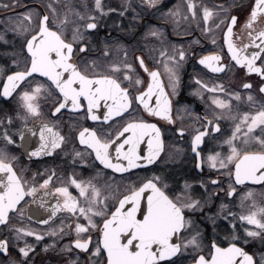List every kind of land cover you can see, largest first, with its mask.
<instances>
[{"label":"snow or ice","instance_id":"snow-or-ice-1","mask_svg":"<svg viewBox=\"0 0 264 264\" xmlns=\"http://www.w3.org/2000/svg\"><path fill=\"white\" fill-rule=\"evenodd\" d=\"M145 2L155 8L159 0ZM11 7L15 6L0 0V9ZM47 7L49 14L37 13L34 21L28 14L24 17L27 26L12 29L16 36L22 37L20 52L12 53L11 66H0V105L4 106L0 107V231L7 229V234L0 236L3 257L0 264H33L36 248L27 238L32 237L38 244L45 235H59L63 239L73 232L71 242L61 249L69 253L78 250L76 259L68 264H79V253L85 255V264H186L189 260L191 264H264V103L257 107L249 94L247 100L253 110L242 114L237 110L230 117L231 133L219 144L221 151L213 149L205 157L202 155L205 137L216 140L217 134H222L220 121L225 118L224 111L232 112L231 100H242L239 91L228 93L219 86L230 99L213 96L211 118L208 114L197 117L201 127L193 130L189 146L200 176L207 167L226 176L228 185L224 187L219 178H201L200 187L207 195L194 196L191 184L185 182L183 188L170 185L168 177L159 169L175 157L165 151L158 123L144 117L146 113L157 121L175 124L172 97L178 95L180 86L175 69L186 60L185 50L174 49L170 56L161 53L173 65L170 68L165 64L171 88L168 92L160 72L149 70L143 57L136 60L148 80L141 78L131 63L124 64L126 71L118 65L104 71L98 70L100 66L95 60L89 61V54L96 51L93 38L103 44V55H110L108 38L101 40L99 29L104 17L115 12V8L109 7L106 12L102 0H94L89 14L74 12L78 19L72 22L76 26L69 35L67 14L61 19L57 7L53 4ZM130 7V3L126 4L119 15L124 16ZM187 7L195 18L196 4L190 2ZM217 7L227 16V20L221 19L216 25L217 29L225 25L221 52L226 45L227 53L202 56L198 63L213 73L237 67L246 69L247 75L255 73L261 78L258 92L264 97V28H255L264 21V0H252L248 5L243 29L249 43L243 47H237L233 39V29L240 17L230 11L232 7L242 9L243 6L233 4L225 8L221 4ZM213 16V11L203 8L205 24ZM0 42L8 43L4 35H0ZM212 43L215 45L216 40ZM225 55L229 57L227 63H223ZM195 83L208 92L217 91V87L209 88L200 80ZM240 86L244 90L253 89L251 82L242 81ZM193 95L203 99L199 89ZM49 103L46 110L45 105ZM65 111L99 125V130L90 127L79 130L77 139L81 150L74 151L73 159L76 163L75 158L81 161L88 158L90 166L98 169L93 178L97 183L73 176L53 190L50 185L56 174L52 171L37 186L18 172L19 157L13 154V149L21 150L29 158L41 154L52 156L57 149L63 150L66 137L61 134L60 125ZM136 113H140L139 119ZM174 131L180 139L188 135L182 127ZM175 151L179 155L182 149ZM134 169L152 174L129 183L123 191L118 184L113 188L114 178L104 181L103 188L98 186L99 180L107 175L105 170L124 174ZM209 185L213 192H209ZM71 187L78 195H73ZM256 188L261 197L259 205ZM237 196L242 204L249 203L246 213L238 215L228 207ZM47 197H59L62 202L57 199L52 206ZM216 200L222 201L218 207ZM58 212L75 218L74 228L68 225L67 233L63 224L58 230L41 233L13 222L15 218L23 225L26 217L31 223L50 225ZM197 216L200 223L195 219ZM208 225L210 235L206 234ZM49 247L46 245L44 251Z\"/></svg>","mask_w":264,"mask_h":264},{"label":"flooded vegetation","instance_id":"flooded-vegetation-1","mask_svg":"<svg viewBox=\"0 0 264 264\" xmlns=\"http://www.w3.org/2000/svg\"><path fill=\"white\" fill-rule=\"evenodd\" d=\"M3 2L11 3L15 6L9 9H0V35H4L8 41L7 44L0 42V66L3 67L11 66V58L14 51L16 53L20 52L22 37L16 36L12 29L18 26H27V21L24 19L26 15L31 14L34 21L37 13L49 14L47 5L53 4L57 7L61 19L67 14L70 35L72 28L76 26L72 22L78 19L74 15V12L87 15L94 8V0H59L58 3L57 0H3ZM190 2L197 6L195 18L192 17L187 7ZM251 2L252 0H159L157 6L152 8L148 6L145 0H102L106 12L109 7L115 8L116 11L104 17L99 29L100 39L108 38L110 46V55L108 57L103 55V44L93 38L96 51L91 52L88 59L89 61L95 60L97 62L100 66L98 70L108 71L110 66L118 65L122 71H126L124 64L131 63L141 78L148 80L147 73L139 67V62L136 60V57H143L149 70L160 72V79L165 85V90L171 92V88L168 86L169 77L165 70V64L170 68L173 65L168 60V56L174 53V49L180 48H183L188 54L182 66L175 69L180 78L178 95L172 97V115L175 124L169 125L164 121H157L155 118L148 117L146 113L144 117L150 122L158 123V126L162 129L165 151L170 157H175L174 160L169 159L166 166L160 165L159 169L168 177L170 185L183 188L185 182L191 184L193 189L192 195L197 197L201 194L207 195L204 189L200 187L199 181L201 178L205 180L209 177L219 178L224 182V187L228 185L226 176H221L215 171H210L207 167H205L203 176L201 177L199 170L195 167L196 160L189 146L193 130L201 127L197 121V117H203L208 114L209 118H211V110L214 108L211 104L213 96L226 101L230 99V96L221 91L219 86L222 85L228 93L239 91L242 100H231V114L227 110L224 111L225 118L220 121L222 134H217L218 138L216 140L205 137L204 144L202 145L204 149L202 155L205 157L213 149L221 151L219 144L231 133L233 121L230 117L236 115L237 110H239L240 114L253 110L250 108L247 100L249 94L254 97V103L257 107L261 103H264V97L258 92L261 78L255 73L247 75L246 69H239L238 67L231 68L224 73H213L198 63V60L202 56L215 53L224 55L227 53L226 45L223 46V52H221V45H223L222 36L223 32L226 31L225 25L221 24L219 29L216 28L221 19L227 20V16L219 10L218 5L223 4L225 8L233 4L243 6L242 9L236 7L230 9L231 14L240 17L237 26L233 29V39L237 47H243V45L249 43L247 32L243 29V24L249 11L248 5ZM128 3H130L131 7L121 17L119 12ZM204 7L214 12V16L207 24L203 21ZM255 28L257 30L264 28V21L255 25ZM205 29H210V31H205ZM253 35H255V32H253ZM213 39L216 40L215 45L212 43ZM13 45H15L14 48ZM162 52H166L168 56H161ZM228 59L229 57L225 55L223 63H227ZM257 66H260L259 61H257ZM113 75L119 77L120 73H113ZM196 80H200L209 88L217 87V91L215 93L208 92L206 89L201 88L200 85H197L195 83ZM242 81L251 82L253 89L250 91L242 89L240 86ZM197 89L200 90L203 99L200 96L193 95ZM154 100L155 97H153V102ZM49 106L50 103L45 105V109L47 110ZM0 107L4 106L0 105ZM5 111H7V108H5ZM216 112L219 113L220 110L216 109ZM135 115L137 119L140 118V113H136ZM82 127L97 128L99 130L98 123L93 124L91 121L84 120L83 117H78L65 111L60 125L61 134L66 137V144L63 146V150L57 149L56 154L52 156L41 154L40 157L29 158L26 155H22L21 150L13 149V154L19 157L16 163L18 172L29 182H35L38 186L52 171H55L56 175L50 185V188L53 190L55 187L67 183L68 179L73 176L78 180L84 181L93 179L98 169L90 166L91 161L88 158H85L84 161L75 158L76 163H73L74 151L81 150L77 136ZM181 127L188 133L183 139L178 138L174 131V129ZM0 144H2V141H0ZM36 146L38 147V145ZM177 148L182 149L179 155L175 151ZM152 167L157 166L154 165ZM105 171L107 175L99 180L98 186L103 188L104 181L114 178L115 183L113 184V188L118 184L121 191L129 183L152 174L150 171L144 169H134L132 172L124 174L112 173L111 170ZM38 173L40 175H37ZM33 177H35V181H33ZM93 183H97V180L93 179ZM70 191L73 195H78V191L74 187H71ZM213 191V187L209 185V192ZM221 197H223L222 192ZM46 199L50 205L54 206L57 199L61 198L47 197ZM260 200V195H256L257 204H260ZM221 202V200H216V207ZM223 202L227 203V201ZM228 207L239 215L248 211L249 203L244 202L242 204L239 196H237L233 198V202L229 203ZM44 216L46 218L47 213H44ZM195 219L200 223L199 216L195 217ZM13 222L17 226L31 227L41 233H45L50 229L58 230L61 224H63L64 230L67 233L69 232L68 225H72L73 228L75 226V218L63 212H58L50 225H37L29 222L26 217L23 225H20L15 218ZM218 223L223 224L224 222L218 221ZM236 223L239 224V221H236ZM201 227H204L203 223H201ZM5 234H7V229L0 231V236ZM206 234H211L210 225L206 229ZM73 237L74 232L72 235H65L63 239L59 235H45V239L38 244L32 237L27 238L29 243H33L36 248L35 254H32L33 264H68L70 260H75L78 250L71 253L61 250L71 242ZM46 245L50 246L47 252L44 251ZM21 246H23V241L21 242ZM256 248H259L258 244ZM79 256V264H85V255L79 253ZM13 258L16 257L14 256ZM0 259H3V257L0 256ZM186 264H191L190 260Z\"/></svg>","mask_w":264,"mask_h":264},{"label":"rangeland","instance_id":"rangeland-1","mask_svg":"<svg viewBox=\"0 0 264 264\" xmlns=\"http://www.w3.org/2000/svg\"><path fill=\"white\" fill-rule=\"evenodd\" d=\"M256 192H257V195H259V189L258 188H256ZM258 205H259V203H258Z\"/></svg>","mask_w":264,"mask_h":264}]
</instances>
